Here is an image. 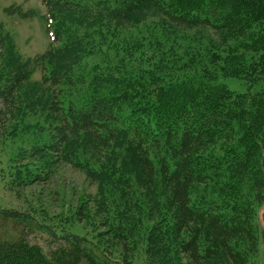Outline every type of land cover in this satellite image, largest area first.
Returning <instances> with one entry per match:
<instances>
[{"label":"trees","instance_id":"16d2710c","mask_svg":"<svg viewBox=\"0 0 264 264\" xmlns=\"http://www.w3.org/2000/svg\"><path fill=\"white\" fill-rule=\"evenodd\" d=\"M41 2L51 42L41 57L22 60L0 24V134L37 69L57 123L44 149H91L115 182L165 203L145 215L129 201L96 242L0 207V264H133L143 218V264H248L264 198V0ZM105 19L143 26L133 38L96 24ZM200 30L208 38L188 44ZM222 78L261 87L235 93Z\"/></svg>","mask_w":264,"mask_h":264},{"label":"rangeland","instance_id":"374dc122","mask_svg":"<svg viewBox=\"0 0 264 264\" xmlns=\"http://www.w3.org/2000/svg\"><path fill=\"white\" fill-rule=\"evenodd\" d=\"M47 16L41 0H0V24L4 32L11 36L15 51L22 60H35L50 49ZM110 22L105 19L96 24L104 27L109 23L111 28L115 27V32L133 38L138 37L137 30L140 31L143 26L141 23L122 25ZM151 22L157 23V19L147 18L144 25ZM185 36L188 44L191 43L190 38H195L192 40L195 45L192 46L196 47V41L207 39L209 34L200 30L185 33ZM94 40L97 39L94 37ZM39 79L40 71L35 69L30 80L20 86L21 116L12 120L0 134H3L0 138V207L26 212L40 224L50 225L57 232H71L94 242L96 235L106 232L107 224L119 222L115 214L121 213L129 201L145 215L157 200V209L162 208L164 196L155 191L125 187L123 180L115 182L104 168L107 167L105 158L101 159L91 149L75 148L79 152L77 155L72 153L70 158L66 154L63 157L44 149L53 140L57 123L48 119L50 101L48 94L35 84ZM220 81L229 90L240 94L248 90L257 91L261 87L260 84L249 87L236 78H222ZM253 203L251 224L256 240L248 264H264V198ZM142 220V235L133 250V264L144 262L143 233L152 224L145 218ZM39 241L47 249L46 243L42 239ZM245 247L248 248V245ZM112 250L119 253L116 247Z\"/></svg>","mask_w":264,"mask_h":264}]
</instances>
